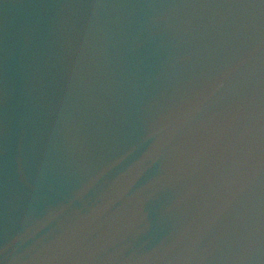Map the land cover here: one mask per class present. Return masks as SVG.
<instances>
[{
    "label": "water",
    "instance_id": "1",
    "mask_svg": "<svg viewBox=\"0 0 264 264\" xmlns=\"http://www.w3.org/2000/svg\"><path fill=\"white\" fill-rule=\"evenodd\" d=\"M0 264H264V0H0Z\"/></svg>",
    "mask_w": 264,
    "mask_h": 264
}]
</instances>
